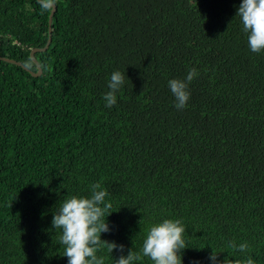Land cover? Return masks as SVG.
Masks as SVG:
<instances>
[{
	"label": "trees",
	"instance_id": "trees-1",
	"mask_svg": "<svg viewBox=\"0 0 264 264\" xmlns=\"http://www.w3.org/2000/svg\"><path fill=\"white\" fill-rule=\"evenodd\" d=\"M0 57V264H264V0H0Z\"/></svg>",
	"mask_w": 264,
	"mask_h": 264
},
{
	"label": "water",
	"instance_id": "water-1",
	"mask_svg": "<svg viewBox=\"0 0 264 264\" xmlns=\"http://www.w3.org/2000/svg\"><path fill=\"white\" fill-rule=\"evenodd\" d=\"M45 5H47V6H49V7H51V13H50V16H49V23H50V19H51V17H52V14H53V12L55 11V5L54 4H47V3H45ZM49 35H50V32H49ZM50 37V36H49ZM49 42H50V40L48 39V41H47V45L49 44ZM47 48V46H45L43 49H41V50H44V49H46ZM40 50V51H41ZM35 51H39V50H37V49H34V50H32V52H31V57H33V52H35ZM1 58V57H0ZM1 59H4V58H1ZM5 60H7V61H9V62H14L13 60H8V59H5ZM34 60V59H33ZM34 62H35V60H34ZM38 74H40V68H39V66L37 65V73H33V75L34 76H36V75H38Z\"/></svg>",
	"mask_w": 264,
	"mask_h": 264
}]
</instances>
